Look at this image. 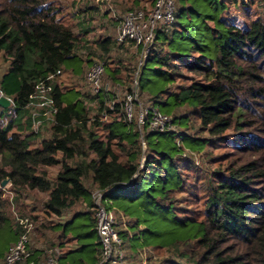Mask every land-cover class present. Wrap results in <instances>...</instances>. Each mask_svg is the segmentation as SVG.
I'll use <instances>...</instances> for the list:
<instances>
[{
	"label": "trees",
	"instance_id": "16d2710c",
	"mask_svg": "<svg viewBox=\"0 0 264 264\" xmlns=\"http://www.w3.org/2000/svg\"><path fill=\"white\" fill-rule=\"evenodd\" d=\"M227 2L178 0L173 22L157 29L163 53L149 50L138 73V96L145 93L148 72L174 82L181 65L196 75L175 91L149 95V106L141 101L149 112L157 108L171 115L179 128L159 131L149 128V114L141 126L137 114L128 120L121 101L111 109L114 99L105 89L82 92L57 84L63 69L77 71L67 63L77 57L82 37L58 18L52 0H0V60L6 66L1 89L9 97L1 82L15 76L14 111L35 107L38 128L50 125V134L39 142L31 140L39 132L31 113L30 133L24 132L25 122L0 126V186L9 179L14 202L26 191L47 192L43 213L60 217L87 194L86 203L95 207L84 182L90 178L104 191L108 208L126 219L118 230L121 249L166 253L157 264H264V19L258 16L245 27L229 24L222 18ZM111 43L108 36L98 43L101 55L109 53ZM106 63L113 81L128 69L110 68L111 59ZM40 87L46 104L35 106ZM87 99L95 103L94 116ZM183 106L188 111L178 112ZM51 108L55 111L44 114ZM117 112L118 118L112 116ZM104 117L110 120L102 122ZM213 140L230 150L212 156L205 148ZM196 152L202 156L198 162ZM50 166H59L53 179L41 168ZM10 204L0 187V229L14 223L19 234ZM94 213L95 208L78 212L62 224L64 236L73 232L76 245L60 249L57 264H100ZM78 215L83 219L77 222Z\"/></svg>",
	"mask_w": 264,
	"mask_h": 264
},
{
	"label": "rangeland",
	"instance_id": "374dc122",
	"mask_svg": "<svg viewBox=\"0 0 264 264\" xmlns=\"http://www.w3.org/2000/svg\"><path fill=\"white\" fill-rule=\"evenodd\" d=\"M52 1L54 6H56L60 10L57 14L58 18L65 24L70 25L72 29L82 37V40L78 45V48L76 49L77 57L75 59H70L67 63L72 66L74 63L75 69H77V71L73 72L71 69L73 67L63 69L59 77L56 78L57 84H59L63 90L74 88L79 89L82 92H91L90 86L85 79V73L87 69L93 63L97 62L102 63L104 67H106L107 59H111L112 63L108 64L110 68H115L118 65L123 64L124 66H127L128 69H122L121 74L123 77L118 81H113L104 70V74L101 78L102 86L105 90L112 93L115 102L122 101L125 94L130 92L128 91V87L131 88L133 86L135 72L138 71L139 73V60L141 59V54L140 50L136 48L134 43L126 41L117 44L116 42H113L116 40L117 28L120 24L123 14L130 9L142 7L146 0H139L141 2H139L138 6L133 5L132 0ZM177 1L178 0H175L176 7ZM199 2L203 3V0H199ZM258 16L264 19V0H229V3L227 2V8L222 13V18L225 21L229 22V24H235L240 27L247 26L250 20ZM107 36L112 40L110 51L108 54L101 55L98 43ZM152 48H156V50H159L156 40ZM159 51L163 53V50L160 49ZM5 67V63L1 62L0 60V79L2 70ZM149 67H156V64L150 62ZM82 68L84 69L83 73L81 72ZM164 69L169 70L170 68H166V66H164ZM179 71L181 73V76L175 75L174 82L173 80H165L161 75L154 72H148L145 75L146 82L148 79V82L145 85V93L142 97L138 96V102L141 103L142 101L144 102V106H149V95L157 94L161 90H166L168 88L170 91H175L176 86L187 85L190 77H196L194 73L189 72L181 65L179 66ZM1 80H3V78ZM17 83L18 81L13 75H9L8 77H6V80H4L3 83L1 82L2 86H7L10 89L7 93L10 100L14 97L17 91ZM37 99L39 100L33 102L35 106H38L43 102L41 99L46 100L44 88L42 89V87H40V92L37 96ZM138 102H135L132 107V114H137V116L140 110V104ZM85 103L90 108V116H94V114L96 113L94 109L95 103H93L89 99L85 100ZM28 110L30 113L37 111L35 107H29L28 109H22L18 113H16L11 101L9 106L0 108V126H4L9 122L13 124L25 122L26 127L24 128V132L26 134L32 132L33 126L30 125V115L28 114ZM187 111V107L184 106L178 109V112L180 113H184ZM120 115L121 113L117 112L112 116L118 118ZM169 116L171 117V115ZM101 119L102 122H108L110 120L107 117ZM49 127L50 125L48 122H45L44 125L39 126V132L31 135V140L39 142L42 139L48 137V135L50 134ZM194 127L196 128L198 127V125H194ZM171 129L179 128L178 126L172 124ZM202 136H206V134L204 133ZM205 150L210 151L212 153V156L214 155L216 157L223 154L224 152H228L230 150V147L223 143H220L219 145L216 140H213L211 144L209 143L207 145ZM193 156L194 160H196L197 162L200 161V158L202 157L201 152H196ZM201 160L204 163L207 162L206 158ZM41 168L47 172L50 179H53L55 177V174L59 170V166ZM189 171L193 172L191 168H189ZM85 185L90 191V187L88 186V184L85 183ZM0 187L3 189L4 197L9 200L11 196V204L8 207L11 221H16L17 216H27L32 221L33 228L31 229V232L29 234V248L36 254L40 253V259L42 258L41 262L45 260L47 254L46 251L50 248L58 247L62 250V252H65L70 248V246L76 245V239L73 238V232L67 231V234L65 233V236H63L61 233V231L63 230V226H61V228L58 227L59 222L64 224L78 212L86 211L88 209L92 211L94 210V208H90L86 203V201H88L89 199V196L87 194L82 200H79L72 207L66 209L62 216L56 217L53 215L47 217L43 213V201L46 196L44 192L41 194L37 190L26 191L18 196V201L14 202L13 199L16 194L11 190V184L7 182L5 186ZM21 198L23 199V203H21ZM28 198H30V200H26ZM111 211L113 212V216L115 217L116 230L118 231L122 228H125L126 226L124 223L126 219H120V214L117 213L115 209H111ZM75 219L78 222L83 218L81 215H78V217H76ZM17 236L18 233H16L15 231L14 223L12 224L7 222L0 229V264H3L5 251L11 243L13 244L15 242ZM136 247L137 248L135 249V251L132 252L130 251L129 247H126V245L122 249V254L127 256L125 264H157L159 258L167 255L164 252H160L159 254H157L147 247ZM150 254H154V256H152L151 261L149 262L147 260V256H149ZM33 260H36V258L34 257Z\"/></svg>",
	"mask_w": 264,
	"mask_h": 264
},
{
	"label": "built area",
	"instance_id": "2783aa9c",
	"mask_svg": "<svg viewBox=\"0 0 264 264\" xmlns=\"http://www.w3.org/2000/svg\"><path fill=\"white\" fill-rule=\"evenodd\" d=\"M175 0H153L152 5L146 8H136L126 11L117 28L116 40L119 43L132 41L136 47L140 48L141 59L139 67L144 63L149 50L152 48L156 39V31L159 27H168L175 18ZM104 74L102 63H93L85 73V79L93 93H99L103 88L101 78ZM138 71L135 72L132 91L126 93L121 101L122 108L130 120L133 116L132 107L134 102H138ZM0 96H6L0 88ZM115 101L111 100L108 104L112 109ZM139 103V102H138ZM46 104L44 101L40 105ZM140 104L137 116L139 126L145 122L146 115L149 114L148 126L153 130H170L172 126L171 118L157 108H152L149 112L147 107ZM55 111L47 109L44 114ZM33 119L38 112H32ZM41 120L34 119L33 126L38 128ZM92 198L95 208V229L101 244L100 264L111 262L121 264L124 254L120 248L121 239L115 228V217L108 208L106 201L103 200L104 191L95 189L92 191ZM109 204V202H108ZM16 222L19 225L17 240L11 244L4 255L3 264H34L31 259L32 251L29 248V234L33 228V223L29 217L17 216ZM45 260L41 264H57V256L60 254L58 247L48 249Z\"/></svg>",
	"mask_w": 264,
	"mask_h": 264
},
{
	"label": "crops",
	"instance_id": "0c3cea01",
	"mask_svg": "<svg viewBox=\"0 0 264 264\" xmlns=\"http://www.w3.org/2000/svg\"><path fill=\"white\" fill-rule=\"evenodd\" d=\"M147 7H148V5H147ZM9 98V97H8ZM10 99V98H9ZM11 101V100H10ZM11 103V102H10ZM28 114H30V112H29V110H28ZM44 125V124H43ZM86 184H88V186L90 187V190L92 191V190H94V189H97L96 188V186L90 181V178H86L85 179V181H84ZM11 191V190H10ZM38 191V190H37ZM40 192V191H39ZM41 194L43 193V192H40ZM45 194H46V196H45V198H44V200L48 197V193L47 192H44ZM26 194V193H25ZM10 199H11V196H10ZM9 199V200H10ZM23 199L21 198V203H23V201H22ZM26 200H30V198H28V199H26ZM14 201V200H13ZM11 202V201H10ZM29 202V201H28ZM44 202V201H43ZM72 207V206H71ZM27 217V216H26ZM56 217H59V216H56ZM48 219H50V218H48ZM41 223H42V221H41ZM61 226H62V223H58V227H60L61 228ZM42 228H43V226H42ZM41 228V229H42ZM42 231H44V230H42ZM61 231V230H60ZM61 233H62V235L64 236V234H63V231H61ZM17 238H18V236L16 237V239H15V241L17 240ZM12 244V243H11ZM10 244V245H11ZM9 245V246H10ZM9 248V247H8ZM8 248H7V250H8ZM73 248V246H70V248L69 249H72ZM7 250L5 251V253L7 252ZM39 254L40 253H38V254H36L35 252H34V257L36 258V260H33V262H35V264H41L42 262V258L40 259V256H39ZM40 259V260H38V259Z\"/></svg>",
	"mask_w": 264,
	"mask_h": 264
},
{
	"label": "water",
	"instance_id": "95a60500",
	"mask_svg": "<svg viewBox=\"0 0 264 264\" xmlns=\"http://www.w3.org/2000/svg\"><path fill=\"white\" fill-rule=\"evenodd\" d=\"M10 99L7 96H0V106L7 107L10 105ZM9 182L8 178H5L1 181V186H5V184Z\"/></svg>",
	"mask_w": 264,
	"mask_h": 264
}]
</instances>
